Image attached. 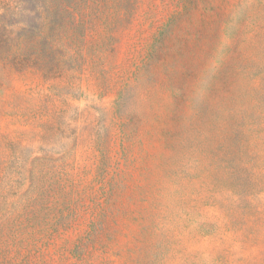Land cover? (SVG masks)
<instances>
[{"label":"rangeland","instance_id":"obj_1","mask_svg":"<svg viewBox=\"0 0 264 264\" xmlns=\"http://www.w3.org/2000/svg\"><path fill=\"white\" fill-rule=\"evenodd\" d=\"M0 264H264V0H0Z\"/></svg>","mask_w":264,"mask_h":264}]
</instances>
